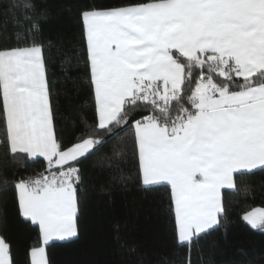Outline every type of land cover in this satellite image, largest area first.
<instances>
[{
  "label": "snow or ice",
  "instance_id": "obj_1",
  "mask_svg": "<svg viewBox=\"0 0 264 264\" xmlns=\"http://www.w3.org/2000/svg\"><path fill=\"white\" fill-rule=\"evenodd\" d=\"M78 16L73 59L83 60L96 119L65 144L45 56L47 11L38 0L0 4V156L45 163L36 177H0L36 231L29 264H50L48 247L79 238L80 165L106 149L122 185L131 162L141 190L170 189L175 242L190 257L227 223L225 192L264 172V0H85ZM129 131L131 148L120 141ZM242 220L264 231V209ZM0 264H17L3 234Z\"/></svg>",
  "mask_w": 264,
  "mask_h": 264
},
{
  "label": "trees",
  "instance_id": "obj_2",
  "mask_svg": "<svg viewBox=\"0 0 264 264\" xmlns=\"http://www.w3.org/2000/svg\"><path fill=\"white\" fill-rule=\"evenodd\" d=\"M7 2L0 0V4ZM84 2L38 0L47 11L43 28L45 56L54 84L55 122L65 144L84 134L96 119L83 60L77 63L73 59L81 48L83 25L78 11ZM88 2L113 5L124 0ZM120 141L131 148V131L124 133ZM106 155L107 149L80 165L84 184L80 190L79 238L56 241L48 247L50 264H186L189 259L190 264H264V231L252 229L242 220L246 212L264 207V172L245 177L239 191L225 192L227 223L195 244L188 257L187 249L175 242L170 189L141 190L135 182L136 165L131 162L126 163L124 172L129 182L122 185L116 178L115 165L110 169ZM44 169L42 159L13 162L0 156V177L18 180L34 177ZM0 234L12 243L17 264H29L28 250L35 243L36 231L19 219L12 191L0 190Z\"/></svg>",
  "mask_w": 264,
  "mask_h": 264
},
{
  "label": "rangeland",
  "instance_id": "obj_3",
  "mask_svg": "<svg viewBox=\"0 0 264 264\" xmlns=\"http://www.w3.org/2000/svg\"><path fill=\"white\" fill-rule=\"evenodd\" d=\"M255 209H264V207H256V208H254V209H252V210H255ZM251 210V211H252Z\"/></svg>",
  "mask_w": 264,
  "mask_h": 264
},
{
  "label": "built area",
  "instance_id": "obj_4",
  "mask_svg": "<svg viewBox=\"0 0 264 264\" xmlns=\"http://www.w3.org/2000/svg\"><path fill=\"white\" fill-rule=\"evenodd\" d=\"M37 176V175H36ZM36 176H34V177H36Z\"/></svg>",
  "mask_w": 264,
  "mask_h": 264
}]
</instances>
